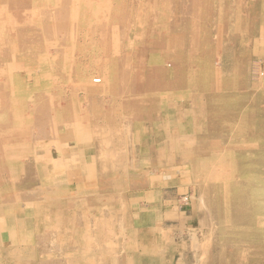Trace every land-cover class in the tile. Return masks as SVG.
<instances>
[{
    "label": "rangeland",
    "instance_id": "1",
    "mask_svg": "<svg viewBox=\"0 0 264 264\" xmlns=\"http://www.w3.org/2000/svg\"><path fill=\"white\" fill-rule=\"evenodd\" d=\"M11 88L25 102L10 97L15 117L0 125L12 129L3 137L14 155L22 150L11 198L18 185L36 190L31 150L39 136L101 117L102 109L110 116L111 105L126 112L112 116L134 137L141 125L162 139L166 126L177 150L164 152L181 162L198 208L191 228L162 247L166 263L142 260L148 248L126 228L92 232V247L61 253L37 247L35 234L13 225L0 230V264H264V0H0V103ZM36 200L13 208L34 211ZM46 233L50 243L81 242L79 233L59 240Z\"/></svg>",
    "mask_w": 264,
    "mask_h": 264
},
{
    "label": "crops",
    "instance_id": "2",
    "mask_svg": "<svg viewBox=\"0 0 264 264\" xmlns=\"http://www.w3.org/2000/svg\"><path fill=\"white\" fill-rule=\"evenodd\" d=\"M109 107L110 116L102 109L97 114L101 117L87 119L84 123L66 124L59 128L58 135L55 133L51 136L50 133L46 140L38 137L37 150H31L37 169L36 188L39 189L36 195L37 212L34 213L30 207L23 209L21 205V213L9 216L6 213H13L16 208L11 202L9 205L4 203L0 206V230L6 226L11 231L13 225L14 228L31 230L32 236L35 234L37 246L41 244L39 238L49 237L46 233L49 230L53 232L51 237L58 240L64 232L70 235L74 232L75 236L79 233L81 242L56 241L48 245L92 247V240L97 237L91 240L92 232L99 231L100 236L104 232L101 237H107L110 230L126 228L144 241L141 246L148 248L141 255L142 260L166 263L170 260L166 256L170 254L162 251V247L167 245V239L191 228L197 212L198 204L189 190L191 179L179 167L181 162L172 153H166L177 150L165 134H168L166 126L162 139L150 131H139L144 128L141 125L135 126L138 132L134 137L135 133L131 134L129 128L122 127L118 122L119 113L126 112H115L113 106ZM112 113L118 118L113 117ZM43 141H47V144L41 147ZM46 146L47 152L43 149ZM41 149L44 150L43 155ZM22 164L29 167L28 163ZM40 189H47V192H41ZM8 195L6 193L9 200L12 195ZM27 198L21 196V203ZM31 198L28 199L29 203ZM37 213L38 216H46L49 227H40L37 223L40 217L36 220L35 216ZM62 237L67 239L66 235Z\"/></svg>",
    "mask_w": 264,
    "mask_h": 264
},
{
    "label": "bare ground",
    "instance_id": "3",
    "mask_svg": "<svg viewBox=\"0 0 264 264\" xmlns=\"http://www.w3.org/2000/svg\"><path fill=\"white\" fill-rule=\"evenodd\" d=\"M44 1V0H43ZM220 2V1H219ZM5 5V4H4ZM232 15V14H231ZM227 16H228V14H227ZM233 16V15H232ZM224 17H226V15L224 16ZM230 18H232V17H230ZM233 19V18H232ZM243 19H244V17H243ZM27 20H29V19H27ZM236 20V19H235ZM241 20H242V18H241ZM140 21V20H139ZM223 21V20H222ZM32 22V21H31ZM229 22H231V21H229ZM22 23V22H21ZM26 23H27V21H26ZM29 23V22H28ZM141 23V22H140ZM149 23V22H148ZM241 23V22H240ZM239 23V24H240ZM228 24V23H227ZM231 24V23H230ZM219 25V24H218ZM217 25V26H218ZM243 25H244V23H243ZM140 27V26H139ZM143 27V26H142ZM150 28L152 27V26H149ZM244 27H246V26H244ZM228 28V27H227ZM146 30V29H145ZM176 30V29H175ZM257 30V29H256ZM255 30V31H256ZM247 31V30H246ZM147 32V31H146ZM145 32V33H146ZM179 32V31H178ZM236 32V31H235ZM234 32V33H235ZM238 32H240V31H238ZM245 32V31H244ZM177 33V32H176ZM184 33V32H183ZM175 34V33H174ZM185 34V33H184ZM146 35V34H145ZM173 36V35H172ZM225 36V35H224ZM223 36V37H224ZM236 36H237V34H236ZM229 37V36H228ZM174 41V40H173ZM228 41V40H227ZM232 43V42H231ZM220 44V43H219ZM185 45V44H184ZM230 45V44H229ZM216 47V46H215ZM227 47V46H226ZM221 48V47H220ZM218 49V48H217ZM228 50H229V48H228ZM227 54V53H226ZM170 57V56H169ZM186 57V56H185ZM227 58V57H226ZM217 60V59H216ZM229 59H227V61H228ZM181 62V61H180ZM191 62H192V60H191ZM226 62V61H225ZM165 63V62H164ZM184 63V62H183ZM217 63H218V61H217ZM177 64V63H176ZM192 64V63H191ZM215 65V64H214ZM237 65V64H236ZM173 66H176V65H173ZM171 67V66H170ZM178 68V67H177ZM221 69H223L222 67H221ZM21 70H23L24 72H30L31 70L30 69H22L21 68ZM153 70V69H152ZM181 70V69H180ZM216 70V69H215ZM177 71V70H176ZM84 72V71H83ZM218 73H220V72H218ZM176 74V73H175ZM12 75V74H11ZM234 75V74H233ZM62 76V75H61ZM181 76V75H180ZM180 76H178V77H180ZM200 76V75H199ZM12 77V80H11V82L14 80V75L13 76H11ZM259 77V76H258ZM164 78H165V76H164ZM163 78V79H164ZM234 78H235V75H234ZM172 79V78H171ZM218 79V78H217ZM228 79V78H227ZM221 80V79H220ZM234 80V79H233ZM185 82H186V84L188 83L187 81H188V79H186V80H184ZM219 81V80H218ZM221 82V81H220ZM175 83V82H174ZM217 83V82H216ZM234 83V82H233ZM6 84H7V82L6 83H4V87H5V89H6ZM37 84V83H36ZM15 86V85H14ZM27 86H28V84H27ZM19 87V86H18ZM14 88H17V87H14ZM170 88V87H169ZM156 89V88H155ZM162 89H164V88H162ZM161 89V90H162ZM172 89V88H171ZM175 89V88H174ZM7 90V89H6ZM28 90H29V88H28ZM157 90V89H156ZM179 90V89H178ZM152 91H153V89H152ZM159 91H160V89H159ZM173 91V90H172ZM162 92V91H161ZM164 93H165V91H164ZM167 93V92H166ZM130 94V93H129ZM190 94H191V92H190ZM4 94H1V96H3ZM117 96V95H116ZM155 96V95H154ZM17 98V99H19V97H20V99L18 100L19 102H20V105H21V107L22 106H24L23 104H25V102H24V98L22 97L21 98V96L19 95L18 96V91L16 90V89H10L9 90V96H8V99L7 100H2L1 101V103H0V110H1V112H0V125L2 124V122L3 121H6V120H12L11 119V117L13 116V111H12V108H13V106L14 105H12L11 103H13L12 102V100H11V98ZM171 97V96H170ZM30 98V97H29ZM173 98V97H172ZM171 98V99H172ZM10 99V100H9ZM115 99V98H114ZM170 99V100H171ZM9 100V101H8ZM32 100V99H31ZM166 100V99H165ZM177 100V99H176ZM191 100V99H190ZM192 101V100H191ZM165 102V101H164ZM175 102V101H174ZM148 103V102H147ZM169 103V102H168ZM173 103V102H172ZM157 104V103H156ZM154 105V104H153ZM170 105V104H169ZM19 106V105H18ZM15 109V108H14ZM150 109V108H149ZM172 110H173V108H172ZM191 110V109H190ZM153 111V110H152ZM158 111V110H157ZM169 111H170V109H169ZM151 115H153V114H151ZM159 115V114H158ZM171 115V114H170ZM196 115V114H195ZM41 116H43V112H41ZM52 116H54V114L52 115ZM149 116V115H148ZM172 116V115H171ZM14 117L15 116H13V119H14ZM175 117H176V115H175ZM164 118V117H163ZM197 118V117H196ZM61 119V118H60ZM56 120V119H55ZM192 120V119H191ZM173 121V120H172ZM197 121V120H196ZM195 121V122H196ZM20 122H22V120L20 121ZM162 122V121H161ZM174 122V121H173ZM18 123V122H17ZM61 123H63V122H61ZM192 123V122H191ZM56 124V123H55ZM170 125V124H169ZM187 128V127H186ZM12 131V129H9V130H2L1 128H0V206L1 205H3L4 203H8V205H9V203L11 202V203H13V205H14V203L16 202V201H18V200H20L21 201V199H19L18 197H17V195H21V196H25V197H28L26 200H28L29 199V197H33L34 196V198H31V199H35V196L38 194V190L39 189H37L36 188V190H34V191H27V189H25V192L23 193L22 191H19V190H21V186L20 185H18V188H17V192H16V195H15V199L14 198H9V200L7 199V197L5 198V196H6V192H7V190H9L8 189V182L9 181H11V180H13L12 178H16L17 177V175H16V173H19L18 174V176H20L21 175V171H23V166H20V165H18V164H16V163H14V161L15 160H19L20 159V157H19V155H20V153H22L21 151H15V155H14V149L13 148H11L10 147V142H9V140L8 139H10L9 137H3V135H5V134H10V132ZM111 133V132H110ZM186 135H188V133L186 134ZM183 137V136H182ZM186 137V136H185ZM184 137V138H185ZM189 139H190V137H188ZM108 140V139H107ZM182 140V139H181ZM164 141V140H163ZM178 141H180V140H178ZM185 141H187V140H185ZM167 142V141H166ZM200 142V141H199ZM29 143V142H28ZM190 143V142H189ZM198 143V142H197ZM16 144V143H15ZM14 144V145H15ZM31 145V144H30ZM29 145V146H30ZM19 146V145H18ZM29 146H26V148L28 149L29 148ZM187 146V145H186ZM225 145H223V147H224ZM53 147V146H52ZM168 147H170V143H169V146ZM192 147V146H191ZM51 148V147H50ZM49 148V149H50ZM101 148V147H100ZM114 148H116V146H114ZM190 148V147H189ZM52 149V148H51ZM95 149V148H94ZM63 150V149H62ZM187 150V149H186ZM102 151V150H101ZM220 151H222V150H220ZM226 151V150H225ZM229 151V150H228ZM227 151V152H228ZM232 151H234V150H232ZM56 152V151H55ZM223 153H225L226 154V152H223ZM211 154V153H210ZM220 154V153H219ZM61 155V154H60ZM108 156H109V154H108ZM213 156V155H212ZM224 156H226V155H224ZM227 156H230V155H227ZM95 157V156H94ZM214 157H216V156H214ZM79 158V157H78ZM212 158V157H211ZM230 158V157H229ZM228 158V159H229ZM205 159V158H204ZM228 159H226V157H225V160L227 161ZM232 159H233V157H232ZM208 160V159H207ZM210 160H212V159H210ZM224 160V161H225ZM219 161V160H218ZM226 161H225V163H226ZM233 161H234V159H233ZM54 162H55V160H54ZM117 162V161H116ZM203 162H205V161H203ZM93 163V162H92ZM118 163V162H117ZM202 163V162H201ZM208 163V162H207ZM228 163V162H227ZM190 164V163H189ZM212 164V163H211ZM236 164V163H235ZM53 165V164H52ZM117 165V164H116ZM213 165V164H212ZM223 165V164H222ZM231 165V164H230ZM233 166V165H232ZM199 167L201 168V166L199 165ZM220 167H221V165H220ZM229 167V166H228ZM231 167V166H230ZM235 167V166H234ZM209 168H211V167H209ZM55 169V168H54ZM92 169V168H91ZM207 169V168H206ZM63 170V169H62ZM109 170V169H108ZM118 170V169H117ZM196 170H197V168H196ZM101 171V170H100ZM198 171V170H197ZM213 171V170H212ZM216 171V170H215ZM24 172V171H23ZM97 172V171H96ZM114 173V172H113ZM112 173V174H113ZM198 173H199V171H198ZM63 174V173H62ZM99 174V173H98ZM200 174V173H199ZM235 175V174H234ZM215 176V175H214ZM51 177V176H50ZM53 177V176H52ZM213 177V176H212ZM52 179V178H51ZM216 180V179H215ZM239 181V180H238ZM24 182H26L25 180H22V182H21V184L22 183H24ZM100 182V181H99ZM205 182V181H204ZM211 182H213V181H211ZM217 182V181H216ZM242 182V181H241ZM244 182V181H243ZM101 183V182H100ZM210 183V182H209ZM239 183V182H238ZM22 185H24V184H22ZM25 185H26V183H25ZM42 185H44L43 183H42ZM138 185V184H137ZM243 185V184H242ZM97 186V185H96ZM39 187V186H38ZM46 187V186H45ZM48 187V186H47ZM22 188H24V186L22 187ZM52 188V187H51ZM54 188V187H53ZM85 188V187H84ZM103 188V187H102ZM108 188V187H107ZM238 188V187H237ZM50 189V188H49ZM48 189V190H49ZM210 189H212V188H210ZM214 189V188H213ZM261 189V188H260ZM61 190V189H60ZM59 190V191H60ZM40 191H41V189H40ZM39 191V192H40ZM93 191H95V190H93ZM214 191V190H213ZM41 192H47V189H44L43 191H41ZM71 192V191H70ZM86 192V191H85ZM84 192V193H85ZM91 192H92V190H91ZM248 192V191H247ZM59 193V192H58ZM68 193V192H67ZM98 194V193H97ZM65 195V194H64ZM69 195V194H68ZM85 195V194H84ZM88 195V194H87ZM91 195V194H90ZM38 197V196H37ZM51 197H53V196H51ZM60 197V196H59ZM44 198V197H43ZM47 198V197H46ZM211 198V197H210ZM246 198V197H245ZM46 200V199H45ZM29 201V200H28ZM85 201V200H84ZM23 202V201H22ZM97 202V201H96ZM17 203V202H16ZM19 203V202H18ZM21 203V202H20ZM95 203V202H94ZM8 205H7V207H8ZM78 205V204H77ZM37 206H38V202H36V209H37ZM214 206V205H213ZM60 208V207H59ZM79 208H81V207H79ZM104 208H106V207H104ZM19 209V207H18V205H17V207H16V209L14 210V212L13 213H10V212H7L6 214L7 215H9L10 216V214H17V213H21V210H18ZM26 209V208H25ZM35 208H34V213L35 212H37V210H36ZM107 209V208H106ZM41 211H44V209H41ZM104 211V210H103ZM102 211V212H103ZM110 212V211H109ZM76 213V212H75ZM60 215V214H59ZM62 215V214H61ZM90 215V214H89ZM102 215V214H101ZM35 216H37L36 217V220H37V218H39L40 217V220H37V223L40 225V227L41 228H43V227H45L46 225H48L49 224V221H48V223H47V218H46V216L44 217V215H39L38 216V213L37 214H35ZM58 216V215H57ZM95 216V215H94ZM217 216V215H216ZM101 217V216H100ZM56 218V217H55ZM16 219V218H15ZM76 219V218H75ZM217 219V218H216ZM49 220V219H48ZM51 220V219H50ZM54 220V219H53ZM71 221V220H70ZM78 221V220H77ZM33 222V221H32ZM250 222V221H249ZM52 223V222H51ZM54 223V222H53ZM61 223V222H60ZM71 223V222H70ZM75 223V222H74ZM97 223H98V221H97ZM110 223V222H109ZM76 224H77V222H76ZM117 225V224H116ZM48 227H49V225H48ZM61 227V226H60ZM78 227V226H77ZM5 228H6V226H5ZM18 228V227H17ZM31 228V227H30ZM59 228V227H58ZM81 228V227H80ZM98 228V227H97ZM116 228V227H115ZM66 229V228H65ZM69 229V228H68ZM88 230V229H87ZM31 231V230H30ZM50 231V230H49ZM44 232V231H43ZM16 233V232H15ZM37 233V232H36ZM106 233V232H105ZM2 233L0 232V243H2V241H4V235H1ZM88 234H89V232H88ZM140 234V233H139ZM19 235V234H18ZM39 235V234H38ZM37 235V236H38ZM52 235H53V232H52ZM51 235V236H52ZM56 235V234H55ZM76 235V234H75ZM107 235V234H106ZM109 235V234H108ZM107 235V236H108ZM141 235V234H140ZM214 235V234H213ZM7 236V235H6ZM14 236V235H13ZM29 236V235H28ZM39 237H41L40 235H39ZM56 237V236H55ZM20 239V238H19ZM40 240H39V242L41 243V244H45L46 245V248L48 247V243H49V241L50 240H48L47 238H39ZM72 239V238H71ZM83 239V238H82ZM92 239V238H91ZM38 240V239H37ZM66 240V239H65ZM102 240V239H101ZM100 240V241H101ZM7 241V240H6ZM19 241V240H18ZM84 241V240H83ZM107 241H108V239H107ZM35 242V241H34ZM53 241H51V243H52ZM73 242V241H72ZM74 243H75V241H74ZM101 243V242H100ZM40 244V246H42ZM62 244V243H61ZM73 244V243H72ZM28 245V244H27ZM101 246V245H100ZM38 247V246H37ZM42 247H45V246H42ZM50 247H52V248H55V250L57 249L58 250V252H61V250H62V247H59V246H50ZM49 248V247H48ZM64 248H68L66 251H70L71 249H69V248H71V246L69 245V246H66V247H64ZM97 248V247H96ZM101 248V247H100ZM225 248V247H224ZM85 249H87V248H85ZM42 250V249H41ZM44 250V249H43ZM51 250V249H50ZM105 250V249H104ZM49 251L47 250V251H44V253L46 254V253H48ZM57 252V253H58ZM93 252V251H92ZM92 252H89V255H91V253ZM98 252H99V250H98ZM61 253H63V252H61ZM80 252H78V254H79ZM94 253H96V252H94ZM111 253V252H110ZM77 254V255H78ZM81 254V253H80ZM50 255H55V251H53V253H51ZM49 255V256H50ZM86 255H88V253L86 254ZM102 255V254H101ZM107 255V254H106ZM55 256H57V255H55ZM79 256V255H78ZM58 257V256H57ZM62 257V256H61ZM112 257V256H111ZM99 258H100V256H99ZM98 258V259H99ZM117 259H118V257H117ZM64 260V259H63ZM110 260V259H109ZM112 260H114V259H112ZM45 261V260H44ZM58 261V259H56L55 258V260L54 261H52L53 263H56ZM90 261V260H89ZM45 262H49V261H45ZM64 263V262H63ZM73 263V262H72ZM113 263H115V262H113ZM200 263V262H199ZM109 264V263H108ZM202 264V263H201Z\"/></svg>",
    "mask_w": 264,
    "mask_h": 264
}]
</instances>
